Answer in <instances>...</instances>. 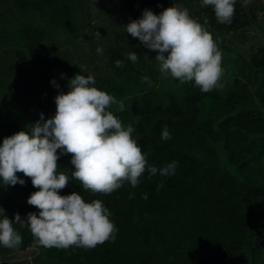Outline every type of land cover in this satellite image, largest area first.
<instances>
[{"label":"trees","instance_id":"trees-1","mask_svg":"<svg viewBox=\"0 0 264 264\" xmlns=\"http://www.w3.org/2000/svg\"><path fill=\"white\" fill-rule=\"evenodd\" d=\"M16 4L0 13V24L11 22L30 47L43 42L45 31L22 19L27 12H39L52 26L66 32L79 31L56 0H17ZM234 8L230 24L218 23L212 6L201 7V3L191 17L217 41V34L249 25L244 19L249 18L248 13H243L237 2ZM117 59L122 67H116ZM109 63L114 79L94 77L93 86L117 100L127 92L119 82L134 81L140 86L136 119L127 109L112 112L124 126L134 127L132 137L149 164L159 169L176 161L175 174L161 176L158 172L149 177L145 171L137 187L125 182L111 194L85 191L70 179L59 194L76 191L85 202L101 200L111 213L115 239L94 248L32 247L29 228L14 223L22 243L17 249L0 245V264H224L225 259L264 264V116L259 110L242 109L253 96L264 105V47L250 59L249 82L235 78L224 94L218 88L204 93L194 82L181 85L169 77L174 89L160 98L154 63L136 68L118 54L109 56ZM144 76L151 86L142 81ZM40 88L39 82L35 89ZM43 105H51L46 97L39 108ZM165 125L172 137L167 141L161 139ZM11 135L8 129H0V144ZM70 161L71 154L60 155L57 173L71 178L75 169ZM17 175L25 180L24 185L5 186L0 179V208L9 219L16 213L24 218L29 212H38L27 203L38 189L30 178ZM161 182L163 187L157 191ZM3 216L0 212V219Z\"/></svg>","mask_w":264,"mask_h":264},{"label":"clouds","instance_id":"clouds-1","mask_svg":"<svg viewBox=\"0 0 264 264\" xmlns=\"http://www.w3.org/2000/svg\"><path fill=\"white\" fill-rule=\"evenodd\" d=\"M236 0H201V7L212 6L218 23L230 24L235 14ZM251 0H243L247 7ZM207 20L204 21L206 25ZM125 31L151 51L157 52L159 72L181 85L194 82L200 91L207 93L222 88V53L218 42L207 28L192 18L185 7L172 5L159 14L145 9L142 17L123 26ZM100 33L97 32V36ZM99 54L103 53L97 48ZM127 59L135 63L136 52ZM116 67L123 63L117 59ZM142 81H151L147 76ZM53 85L59 88L55 80ZM92 75L76 74L63 91L54 98L56 112L45 120L40 119L0 144V179L5 186L24 185L17 173L31 179L34 188L27 203L38 212H29L22 218L19 213L9 219L4 209L0 219V245L17 249L22 237L13 224L27 226L33 236L32 247L43 246L67 249L71 246L94 248L109 239H115L116 227L109 219L111 213L99 199L85 202L79 192L60 195L70 179L92 193L111 194L125 182L132 188L141 183L147 171L149 177L158 172L161 176L174 175L177 162L157 168L148 163L138 141L133 139L134 127L124 126L109 108L117 105L123 111V101L99 90L93 85ZM171 134L164 126L161 139L170 140ZM59 150V154H58ZM71 154L74 171L71 178L57 173L60 155ZM163 183L157 186V191ZM130 194L129 198H132ZM147 199V193L143 194Z\"/></svg>","mask_w":264,"mask_h":264},{"label":"crops","instance_id":"crops-1","mask_svg":"<svg viewBox=\"0 0 264 264\" xmlns=\"http://www.w3.org/2000/svg\"><path fill=\"white\" fill-rule=\"evenodd\" d=\"M5 1L0 3L1 14L17 2ZM56 1L61 11L79 28L78 32H66L52 26L37 11L27 12L22 19L45 31L43 42L30 47L11 22L0 24V129H5L7 123L23 124L22 121L41 115L45 108L39 106L44 98H47V104H54L59 92L69 90L67 84L76 74L114 79L109 63L111 55H123L136 68L157 62L154 59L157 52L145 48L123 26L141 18L145 9L156 14L160 9L178 5L187 8L191 16L195 6L201 3V0ZM97 48L103 53L99 54ZM131 52L138 56L135 63L127 59ZM53 80L59 88L53 85ZM39 82L41 88L37 90L35 87Z\"/></svg>","mask_w":264,"mask_h":264},{"label":"rangeland","instance_id":"rangeland-1","mask_svg":"<svg viewBox=\"0 0 264 264\" xmlns=\"http://www.w3.org/2000/svg\"><path fill=\"white\" fill-rule=\"evenodd\" d=\"M236 2L242 7L243 13H248L249 18L244 17L249 22V25L241 30L234 32H224L217 34L218 48L222 53L221 66L223 68V75L221 77L222 88H218L220 94H224L231 86L235 78H239L245 82H249L251 73L249 71L250 59L258 49L264 47V0H251V4L247 7L243 6V0H236ZM158 13V12H157ZM156 13V14H157ZM155 68L158 71V78L156 84V91L160 98H165L166 93L174 89V85L169 81V77L163 76L159 72L158 62L154 63ZM262 79V75H259L258 80ZM118 84V82H116ZM119 84L123 85L127 92L124 97L118 101H123L124 109H127L132 117L136 119L138 117V102L140 86L134 81H122ZM254 90L255 87H250ZM45 120L55 115L56 104L47 106L43 105ZM245 110H259L264 116V105H262L254 96L251 98V102L244 108ZM109 111H117V105H113L109 108ZM40 119V114L22 123L10 122L7 123L5 129L11 131L12 135L22 130H28L29 125L34 124ZM21 121V119H20ZM30 127V126H29ZM224 264H241L236 260L225 259Z\"/></svg>","mask_w":264,"mask_h":264}]
</instances>
